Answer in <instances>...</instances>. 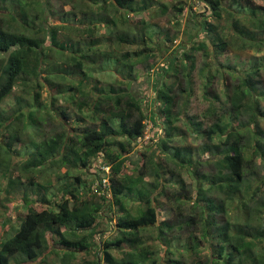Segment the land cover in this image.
I'll use <instances>...</instances> for the list:
<instances>
[{"label": "trees", "instance_id": "1", "mask_svg": "<svg viewBox=\"0 0 264 264\" xmlns=\"http://www.w3.org/2000/svg\"><path fill=\"white\" fill-rule=\"evenodd\" d=\"M255 1L261 0H202L213 9L214 21H194L196 31H187L188 40L173 47L177 31L156 18L170 9L183 13L181 2L65 0L63 7H69L56 10L47 0H0V198L15 200L14 189L20 186L33 190V195L26 194L20 202L25 212L19 222L8 228L13 234L0 235V264H50L49 253L59 256L61 264H264V172L246 168L258 157L264 160V130L258 122V114L264 116L260 104L264 56L253 59L239 77L235 66L226 67L239 80L228 97L230 120L205 129L202 122H192V130L205 136L197 149L170 145L176 133L181 134L174 113L182 94L192 91L194 52L202 50L206 57L219 58L230 47H264V7ZM54 18L63 25L54 24ZM201 33L206 39L199 41ZM54 51L58 66L51 58ZM157 55L161 63L151 106L147 98L125 99L123 86L138 77L135 66L143 63L146 76L152 75ZM184 58L190 67L186 71L188 63L184 64L183 79L176 82L183 85L185 81L187 86L177 89L172 77L179 72L177 62ZM96 64L117 71L116 83L100 85L93 71ZM207 75L205 89L212 95L215 76ZM87 80H93L97 94L91 102ZM44 88L49 103L41 95ZM76 91L81 92L80 101H76ZM60 95L77 104L82 113L74 120L77 125L86 117L85 106H90L92 117L103 113L100 127L72 126V132L57 131L37 140L27 129L41 128L55 116L70 119L67 107L59 103ZM245 101L254 103L247 119L240 116ZM148 118L162 132L154 142L153 138L140 142ZM152 143L173 164L165 174L176 180L172 183L177 182L181 191L189 188L177 169L187 167L195 173L194 214L183 215L182 194L174 190L168 198L180 200V213L159 220L152 194L160 191V182L144 179L147 174L156 179L164 175L159 164V168L153 165L154 157L150 170L147 162L140 166L139 179L130 180L123 172L135 145L147 148ZM117 144L120 149L115 150ZM195 151L211 156L195 159ZM14 156L20 157L18 175L11 169ZM100 163L111 166L107 193L93 188L103 177ZM198 165L209 169L200 170ZM28 171L33 174L24 179L23 172ZM44 171L61 181L59 198H48L47 185L36 179ZM84 172L93 178L84 177ZM134 201L141 205L135 212L131 210ZM8 212L11 217L13 208ZM186 232L192 241L180 244ZM49 234L56 251L51 249ZM201 241L210 243L211 253L190 261L194 255L200 257Z\"/></svg>", "mask_w": 264, "mask_h": 264}, {"label": "rangeland", "instance_id": "2", "mask_svg": "<svg viewBox=\"0 0 264 264\" xmlns=\"http://www.w3.org/2000/svg\"><path fill=\"white\" fill-rule=\"evenodd\" d=\"M46 0H42V2H45ZM49 4H52L53 7L56 10L66 9L69 7L64 6L63 3L65 0H47ZM174 3L181 2V4L185 7V10L183 13H178L175 9H170L169 12L162 16L157 17L156 20L159 21L162 25H166L172 28V30H175L178 34L177 40L175 41L173 47L180 44L181 42L187 41L189 36L187 31L195 32L194 29V21H197L198 23H201L203 19H206L208 21H214L213 20V9H210V7L203 4L202 0H173ZM194 4V5H193ZM255 4H261L264 7V1H255ZM198 5V6H195ZM145 16L147 18H150L147 13H145ZM134 19H136V16H134ZM179 22V24H177ZM54 24H59V26L63 25V22L59 21V19L54 18L53 21ZM180 26V27H179ZM200 37L198 38L199 41H202L206 39L205 34L201 33ZM204 36V37H203ZM64 40V39H61ZM186 43V42H185ZM67 52V51H65ZM202 50H197L194 52L196 57V67L193 70V82H192V91L187 95L183 97H180V103L175 109L174 113V121L177 124L180 133H176L174 137V141L170 143V145H177V146H192L193 148L197 149L201 147V145L205 142V136L200 135V133L196 130H192V128H195V125L192 122H202L203 128H208L211 125L220 124L223 121L230 120L233 114H229L227 111L232 107V102L229 101V96L233 91L234 84H236L239 80L238 78H234L227 70V66H235L236 75L242 76L244 71L252 64L253 59L259 58L264 56V47L261 50H256L253 48H242V47H230L223 55L218 57H206ZM63 50L61 53H59L58 56L62 57ZM56 52H51V58L53 59V62H55V65L58 66L60 62H58L56 59ZM157 59L154 61L155 65V71H153L152 75L146 76V68L143 63H138L135 66V73L138 75L137 79L134 81H130V84H126V86H123V88H126V90L123 92L125 95V99L128 97H137L138 99H146L149 100L148 102L152 103V99L156 96L155 93V86L158 81V66H160L161 62H158L161 60V55H157ZM158 62V63H156ZM188 63L187 69L190 67V61L187 59H182L177 62L178 64V73L177 76H173L172 78L175 81V86L177 89L183 88L182 86H187L186 82L177 83L176 81H181L183 78V72H184V64ZM67 69H69L68 64ZM105 66V65H104ZM104 66L101 67L100 65H95L93 71L96 73V77L99 80V84L106 86L109 84H115L116 79L118 78V72H113L110 70H105ZM162 68V67H161ZM213 74L215 77L213 79V86L212 89V95L206 92L205 87V80L208 76L207 74ZM264 75V70L262 71ZM171 80V79H170ZM168 80V82L170 81ZM88 83V95L87 99L91 102L92 100L96 99V93L93 90V80H87L85 81ZM45 87H47V84H44ZM178 86H180L178 88ZM206 94V95H204ZM42 97L44 99V103H49L50 98L48 97L46 88L42 90ZM76 101H80L82 98L81 92L76 91L75 92ZM218 96V97H216ZM59 103L63 104L67 107L68 113L70 114V119L66 120L62 116L59 117H51V119L47 120L45 124L41 128H31L27 129L28 132H32L37 140H42L46 136H50L57 131H69L72 132V126H97V128L100 127L101 118L103 116V113L98 114L97 118H94L91 116V107L85 106L84 108V114L86 115L84 121H81L80 125H77L74 121L75 119H79L80 114H82L79 110H77V104L73 102L66 101V97L63 95L59 96ZM261 107L264 110V98L260 99ZM247 104L244 108L241 110L240 116H244L245 119L249 118L252 112V107L250 104H254L253 102H247ZM146 107V106H145ZM106 109V107H104ZM149 108V107H148ZM255 108V106H254ZM256 110V108H255ZM226 112V113H225ZM108 113H105V116ZM222 114V119L220 120L219 115ZM137 113L134 114L136 117ZM46 119V118H45ZM71 121L73 125H69L66 127V124ZM151 119L148 118L146 120V129H145V136L150 135L145 139V141H149L152 138L151 142H154L155 140L159 139L162 129L159 126V124H155L154 121H152L153 125L151 123ZM258 122L260 124V127L262 130H264V116L261 114H258ZM66 127V128H65ZM124 139V138H123ZM122 139V140H123ZM121 140V139H119ZM16 147V146H15ZM119 148V144H117L115 150ZM120 149V148H119ZM156 153L158 155H156ZM130 160L128 159L124 171L127 177L130 180H135L140 178V166L147 162L149 164V170L151 169V157H154L155 163L153 165L158 166V164L162 167L160 170H163L164 175L160 179H156L155 175L153 174H147L144 178L145 180L149 182H160L159 183V190L161 191H155L152 196H155L156 199L154 201V204L158 208V214H159V220L163 219H173L177 215H179L180 210L178 208V202L181 200L182 204L180 207L182 208V213L185 217L194 214L193 209L195 208L194 200L196 199V195L194 194V190L197 188V179L195 176V173L191 171V168L184 167L182 169H177V171L181 174L183 177L184 182L188 184L189 190L187 191H181V188L179 184L176 182L175 186L172 183V180L174 179L169 173L165 174V170L168 167H172L173 164L171 162H168L166 160L165 155L162 153V150H158L155 145L152 143L147 148H143L142 146L135 145V149L129 154ZM201 157L202 159H209L211 154L208 152L205 153V155H200L199 151L194 152L195 159L197 157ZM222 156H218L217 158H221ZM14 163L11 165V169L14 172V175L19 174V166L20 163V157L14 156ZM99 160V159H98ZM101 162V161H100ZM221 164V163H220ZM101 165V163H100ZM201 166V165H200ZM199 167V165H198ZM254 167H258L259 174L264 172V160L258 157L256 161H254L253 165H247V169H251ZM96 168V166H95ZM200 170L209 169V166L199 167ZM155 171L151 170V172ZM30 174H33L32 171L23 172V178L25 179L26 176H29ZM104 174V173H103ZM84 177H87L89 179H92L93 174L84 172L82 174ZM36 179L40 181L43 184L47 185L48 188V198L57 199L60 196V186L62 184L60 183V180L55 179L54 173L44 171L40 175H36ZM1 180V179H0ZM175 180V179H174ZM176 181V180H175ZM6 184V180H3V186ZM157 189V190H158ZM16 190L17 195L15 200H7L5 196H2L0 198V235L4 236L5 232L7 235L13 234V229H8L9 226L12 223H18L20 219V214L22 212H25V208L20 207L21 201L23 198L28 195H33V190L29 188H25L24 186H20L14 189ZM35 190H39L35 188ZM176 190L179 194H182V198L180 200H173L169 199V195L172 191ZM164 191V192H163ZM160 192V193H159ZM163 192V193H162ZM189 197V198H188ZM180 202V203H181ZM179 203V204H180ZM4 206H7L8 209H5ZM138 206H141L138 204L137 201H134L132 204L131 210L135 212ZM13 208V212L11 213V217L9 215V209ZM198 214H200V208L197 209L195 212V216L198 218ZM219 217V216H218ZM11 219L10 222H8L7 219ZM5 222H7V226L5 225ZM110 229V227H109ZM116 231H113L112 235H115ZM192 241V239H188L187 232L184 233L181 236V239L179 240L180 244H184L185 242ZM48 241L50 244H53L54 246L51 248L52 250L56 251V243L51 236V234L48 235ZM201 247L199 249L200 251V257L197 258H190V261L196 260L201 257H206L207 254L211 253L210 249V243L206 244L205 242L201 241ZM158 249V246H157ZM113 253L116 256L120 255V252L118 250H113ZM54 253H49V256L51 258L50 264H61V258L59 256L53 255ZM20 257H18L19 259ZM42 258V257H41ZM26 264H30V262H27ZM32 264V262H31Z\"/></svg>", "mask_w": 264, "mask_h": 264}, {"label": "built area", "instance_id": "3", "mask_svg": "<svg viewBox=\"0 0 264 264\" xmlns=\"http://www.w3.org/2000/svg\"><path fill=\"white\" fill-rule=\"evenodd\" d=\"M150 124L153 125L152 121ZM149 136L150 135L148 134L144 137L139 138L140 142L145 141V139ZM101 168L104 171L103 177L101 178L102 180L96 182L93 185V188L95 191H98L99 193H107L108 189L110 188V179H109L110 176L109 175L111 173V166L106 163H101Z\"/></svg>", "mask_w": 264, "mask_h": 264}]
</instances>
